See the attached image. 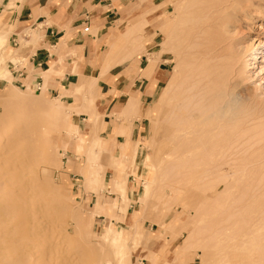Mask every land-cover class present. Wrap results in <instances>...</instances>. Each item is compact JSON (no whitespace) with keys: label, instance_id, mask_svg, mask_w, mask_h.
I'll use <instances>...</instances> for the list:
<instances>
[{"label":"bare ground","instance_id":"bare-ground-1","mask_svg":"<svg viewBox=\"0 0 264 264\" xmlns=\"http://www.w3.org/2000/svg\"><path fill=\"white\" fill-rule=\"evenodd\" d=\"M22 2L8 0L4 6L19 7ZM166 2L170 0H165L160 5ZM156 7L158 6L155 9ZM2 13L0 17L4 16ZM263 19L264 0H185L181 2L180 14L174 20L167 16L156 19L163 38L162 47L157 52L169 50L170 57H166L165 61L171 62L173 70L166 78L157 100L142 111L149 118L151 129V140H145L143 147L150 148L152 156L148 153L142 159V167L147 170V177L143 176L142 192L134 198L143 205L141 211H132L127 238L123 235V229L111 225L110 217L115 216L114 210L126 213L129 201L126 171L132 167L133 173L142 143H125L133 152V158L128 167L124 166L122 148L117 146L118 154H113L111 149L107 151V139L98 134L101 121L97 126L92 125L91 121L86 124L89 142L82 150L87 154L86 161L91 164L87 170L89 177L95 178L93 167L99 162L105 163L103 157L105 153L108 154L106 166L112 173L109 189L117 197L109 203L98 199L93 213L100 211L109 217L104 218L103 232L99 237L101 242L113 247L117 264H125L129 259L131 249L138 241L133 240L138 224H142L144 218L150 217L154 212L156 199L161 200V196L152 193L151 188L156 189L155 186L162 182L161 186L168 184L172 192L190 183L209 189L210 195H206L207 199H216L217 193L222 191L220 197L229 187L231 189L239 186L241 192L226 208L230 224L238 215L242 222L241 227L236 229V234L230 238L237 250L230 256L227 255L228 264H264V242L261 236L264 228V39L251 36L257 27L263 28L261 23L255 26L256 21ZM132 20L133 23L123 32L125 44L123 45L121 38L112 46V50L101 54L102 60H113L118 64L134 56L146 54V69L154 73L160 54L149 52L147 44L141 48L143 42L152 38L146 36V20L142 16H135ZM168 21L171 24L163 32ZM4 25L6 21L0 20V28ZM29 37L33 38L32 33ZM30 40L26 39L22 45L26 46ZM4 41V33L0 32V78L11 75L4 62L7 57L10 60L12 48L6 49L3 46ZM128 47L129 50L126 49ZM124 48L128 51L123 53ZM3 51H8L7 56L3 55ZM42 75L44 83L41 85L40 96L32 95L31 90H9L0 96V106H5L0 109V118L6 117L5 121L0 122V258L3 260L0 262L4 264H74L80 259L79 253L73 251L76 249L73 242L69 241L70 233L52 229L48 220H55V216L46 220V212L49 211L45 210L46 204L42 207L29 201L32 197L26 200L27 193L24 197V192L32 188L34 190L35 187L40 188L41 185L44 189L48 187L47 192L57 189L50 187L49 178H43L44 182L40 181L42 170L38 168L39 163L48 164L54 153L47 133L37 135L31 131L35 121L31 115L34 112H43L46 115L43 116L45 128L58 130L56 113L66 108L61 95L67 94L63 90L57 96H43L51 72L45 69ZM89 80V76L81 74L74 83L77 86ZM134 97L130 96L123 106L140 110V104ZM71 108L72 111L61 120L68 126L66 133L76 134L79 128L72 124L71 115L78 114V110L77 107ZM36 122L38 121L35 124ZM128 126H115L114 137L123 135ZM81 139L83 141L84 138ZM116 142L115 139V144ZM77 147L80 148V144ZM54 161L58 167L63 163L60 157ZM136 177L138 180L142 179L138 174ZM89 189L97 188L89 186ZM96 193L98 195V191ZM189 195L194 198V193ZM48 196L52 197L48 199L52 200L53 209L65 205L61 203L62 198L54 197V193ZM152 196L155 198L150 203L148 200ZM166 200L164 205L168 203ZM248 202L257 208L243 213L242 208ZM175 214L171 222L166 223L167 226L171 223L170 226L174 228ZM64 217L66 218L65 215ZM164 226L161 225L158 236L162 234V230L168 231ZM224 229L226 230L225 226L221 230L224 232ZM77 232L76 234H81L80 231ZM229 235L227 236L230 237ZM194 237L193 232H189L182 244L174 250L173 260L193 245Z\"/></svg>","mask_w":264,"mask_h":264},{"label":"rangeland","instance_id":"rangeland-1","mask_svg":"<svg viewBox=\"0 0 264 264\" xmlns=\"http://www.w3.org/2000/svg\"><path fill=\"white\" fill-rule=\"evenodd\" d=\"M7 1L8 0H2V2L0 3V14L3 12L2 14L4 16H5V12L7 11V8L4 6V3H6ZM137 1L138 3H140L142 0H137ZM179 1L180 0H170V2L168 3L166 2L165 4L160 5L163 6L161 11L155 13L153 16H150L149 18H145L142 16V18L146 20V23L144 25L146 36L147 37L152 36V38L150 39V43L148 45V48H150L149 52L152 53L155 52L156 55L157 53L160 54V58H158L157 65L160 68L159 71L163 73L162 75L163 80H161L162 82L157 87L154 95L144 105L143 110L148 108L151 104H153V102L157 100L158 94L160 93L162 87L164 86L166 78H168L171 75V72L173 70L171 62L165 61L166 57H170V54L168 52L169 50L168 51L165 50L166 52L165 51L157 52L162 47L163 38L161 33L159 32L156 19H161L164 16H167L168 18H170V20H174V18H177L181 11V2H184L185 0H181L180 2ZM175 3H176V7H175ZM160 6L158 5V7ZM154 9H150L148 13H150ZM148 13L145 12L144 16ZM4 16L0 17V20H5L6 17L4 18ZM132 23L133 20L131 19L126 24L123 30L115 29L112 39L107 42L108 49L106 50V52L112 50V46H114L117 42H119L121 38L123 41V45L125 44L123 38V32L126 29H128ZM260 23L262 24L263 28L257 27V29L254 30V33L253 32L251 33V36H253L255 39L258 38L264 39V19L261 21H256L255 26H258ZM170 24L171 23L169 21L166 23V27L163 30V32L169 27ZM29 30L30 29L24 30L22 34L18 36L19 46L10 47L8 46V39L11 36V34L15 32L14 28L7 24L0 28V32L4 33V38H5L3 46L6 49L12 48V51L10 52V56H9L12 62H16L18 59H21L22 57L25 58L27 54L31 52V47L34 46V43L38 39V34L34 30H30V31ZM31 33L33 38L32 37L28 38V36H30ZM23 34L26 36L22 37ZM26 39L27 40L31 39V40L30 42L28 41L26 46L22 45L25 43ZM139 41L142 42L140 39ZM146 44L147 42H143L141 48H143V46H145ZM126 49L129 50V47ZM126 49L125 48L122 49V52L128 51ZM6 52L8 51H3V55L7 56ZM104 52H105V47L101 50V54L103 55ZM102 55H100V57L98 58L101 61V66H100L101 70L98 77L89 76L90 77L89 81L81 82L77 86L75 85V83H72L69 86V88L66 90L67 95L65 94L61 95L62 100L65 102L66 108H64L63 111H61L62 114L61 112L56 113V118H57L56 127H58V130L52 131L49 127L45 128L43 116L46 117V115L43 114V112L42 113L34 112L32 115L30 114L32 116V120L35 119V121H38L36 122V124L34 120H33L34 122L31 119L29 120L33 122L32 123L33 125L31 124L33 126V127L31 126V131L34 132V134L36 133L37 135L42 133L48 134L49 141L51 144L50 146L51 149H53L52 153H54L52 154V158L50 159V161L52 160L51 162H49L48 164L39 163L40 165L38 166V168L44 172L43 173L42 171H40V181L44 182L45 179L43 178L46 179L49 178L51 185L50 187L57 189L48 191L49 192L48 193L46 190L48 187L47 188L45 187L46 189H44V187L41 185L40 188L35 187L34 190L32 188L29 189V191L27 190L28 192H24V197L27 193L26 200H29L28 197L30 198L32 197L31 198L32 200L30 199L29 201H32L37 205H41L42 207L44 206V204H46L45 207L47 209L45 210H49L46 212L47 213L46 220L50 219L51 217L54 218L55 216L54 218L55 220H51V219L48 220V223H50L54 231L56 230V232L58 231L61 232V230H65L70 233L69 241L73 242L74 246L76 247V249H74L73 251L79 253L80 256V259L76 260L74 264H112V263L117 264L116 257L114 256L115 254L112 249L113 247L107 245L106 243L104 244V242H101V238L99 237L100 234L103 232V228H104L103 224L105 220L104 218L108 216H106L104 212H100V211L93 213L94 204L98 199L109 203L117 197L116 193L114 191H110L109 189L111 182L110 177L112 173L110 169L107 168L106 166L108 154L107 153L104 154L105 157H103L104 158L103 160L105 163L99 162L93 167L95 178L89 177L87 170L88 167H91V164H89L86 161L87 154L82 150L85 147H87V144L89 142V141L87 142L88 135L86 133L87 130L86 124H88L89 121H91L92 125L94 124V126H97V124H100L101 121L102 126L100 127V129H98V134L104 137L105 140L107 139V146H106L107 151L111 149L113 154H118L117 146H120L122 148V158H123L124 166L128 167V165L131 163V160L133 158V152L126 146L125 143L128 141H132L133 143H135L136 141L142 143V146L138 149L137 157L135 160L136 166L133 170V173H131L132 167L128 168L126 171L127 182H128L127 196L129 195L128 196L129 201H128L126 213L122 214L121 211L114 210L115 216L110 217L112 221L111 225L115 226L117 229H123V235L126 238L128 237V234L130 232V227H129L130 216L133 214V212H138L139 210L141 211L143 205L142 202H136L134 198V196H137L142 192L143 188L141 182H143V176L147 177L146 175L147 170L142 167V159L143 156L148 153L151 154L150 156H152L151 149L143 147L145 140L146 141L151 140L150 120L149 118H146L143 115L144 112H142L141 110L130 109L126 105L123 106V104L119 108L115 109L112 113L110 112L99 113L100 111L98 112L96 110V108L100 107L99 97L102 96L96 84L97 80L100 77H102L109 68L119 64V63L115 64L113 60L103 61ZM139 56L140 55H137L130 59L134 63L139 58ZM8 60L9 59L7 57V59L4 62L6 68H7ZM147 65H148V60L146 58V64L141 70L142 71L141 75L149 79V84L147 87V90L149 91L150 89L151 90L153 89L157 80L153 78L154 73H150L146 69ZM46 69H49L51 72V77H49V79L53 77L59 79V75L61 74L60 65H57V63H51L50 66ZM49 79H47V81ZM152 79L154 80L153 82ZM151 83L152 85L150 86ZM9 90L13 92H17V91L27 92L28 90H31L32 95L33 94L35 96L41 95L39 90H33V88L29 89L26 87L21 88L17 86H7L5 89L0 90V96L4 93H8ZM42 95L47 97H52L55 96L56 93L45 91L44 93H42ZM134 98L137 99V102L140 104L138 97L136 96ZM2 107L5 106H0V109ZM71 107H75V108L77 107L78 113L84 112L88 115L86 121H80L81 127L78 133L76 134L66 133V129L68 128V126L65 123H63V121L61 120L72 111ZM105 115H107L105 117V120L108 122L107 124L106 121H103ZM5 119L6 117L0 118V122L5 121ZM135 119L138 120V122L135 125L136 135L134 136L135 140H131L129 134L131 131V124ZM39 121H43V123ZM110 122H111L112 130L108 135H106L104 129L106 128L105 126L110 124ZM118 125H124V126L129 125V126L128 128L125 129L124 134L120 136L122 137L121 142L119 144H117L116 142L115 144L116 137H114L115 136L114 129L115 126ZM81 137H83L85 140L83 139V141H81L82 140ZM78 144H80V148L77 147ZM103 152L106 151L103 150ZM59 157L63 163L58 167L56 166L54 160L58 159ZM137 174L142 176L141 180L137 179L136 177ZM161 184L159 185L161 186ZM159 185L155 186L156 189L152 187L151 191L154 194H159L161 196V200L156 199V205L153 207L154 212L151 213L150 217L144 218L142 224L141 223L138 224L137 231L133 239V240L138 239V241L137 244L133 246V248L131 249L129 259L125 261V264L128 263L129 264H228L229 258L227 255L229 254L230 256V254L234 253V251L237 250L235 249L236 247L233 245V242L230 238L231 236L236 234L237 232L236 229L241 227L242 222L240 221L238 215L233 220H236L237 218L238 219L234 222L232 220V223L230 224L229 223L230 221H228V209L226 208H228L227 206L231 203V200H233L235 196H237L238 193L241 192V188L238 186L239 189L238 187H232L230 189L229 187L226 190L227 192L225 191V193H223L222 196L219 197L220 193L222 192L221 191L220 193L216 194L217 195L216 199H211V198L207 199L206 195L208 196L210 195L209 194L210 192L208 191L209 189L208 190L203 189L200 186L198 187V185L195 186V184L193 183L184 185L182 186V188L175 189L176 192H172V189H170L169 185L166 183L162 185L163 187L162 186L160 187ZM89 186L90 187L95 186L97 189L96 190L89 189ZM129 188L134 189L133 195H130V193H128ZM97 191H98V195L96 193ZM51 192L55 194L54 197H57L58 199L62 198L64 202L62 201L61 203L62 204L65 203V205H63L64 207L63 206L61 208L56 207L57 209L59 208V210L57 209L55 210V208L54 209L52 208L53 207L51 204L52 200L48 199V198H52L48 196L50 194L52 195ZM31 193H33V195H31ZM190 193H194V196L192 195V197L194 198H191V196L189 195ZM41 195H43V197L46 196V198L45 197L43 198ZM154 198L152 196L151 199H149L148 201L151 203V201H154ZM164 198L168 200V203L166 204L167 206L164 205L165 202ZM189 198L194 200H191ZM217 200L218 202L215 203V201ZM193 202H195V204ZM105 204L106 203H104L103 205L105 206ZM50 208H52L51 214H50ZM256 208H257L256 206L253 207V204L251 203L249 204L248 202L247 204H244L242 208V212L244 213L248 210H255ZM220 212H222V214H219ZM57 214L59 215L58 217ZM174 214L176 217L175 220L177 224L176 222L173 221L175 226L174 228H172L170 226L171 223H169L168 226L166 223L171 222L170 220L172 219V216ZM64 215L66 216L68 221L66 220ZM154 223L156 225H153ZM61 225H63L64 227ZM161 225L162 226L165 225L164 227H166L168 231L165 232V230H162V234L158 236L160 234L159 231L161 230ZM224 226L226 227V230L224 229L223 232V230L221 229ZM227 227H229L228 229L230 231L231 230L234 231L230 232L227 229ZM77 231H80L81 234L80 235L76 234L78 233ZM191 231L195 236L194 237L195 240L193 239L192 241L193 245L189 246L187 249H185L183 253H181V255L183 256L179 254L178 258L173 260L174 250L182 244L185 237H187V235L189 234V232L191 233ZM225 232L227 233L225 234ZM153 233H155V236L152 235ZM172 233H176V235L175 234L172 235ZM221 233L224 235H222ZM263 233H264V228L261 231V236L263 237L262 242H264ZM227 235H229L230 237H228ZM99 242H101L102 244L101 243L99 244ZM75 243H77V245ZM262 244L264 246V243ZM21 247L23 248V245H21ZM0 264H4V263L0 262Z\"/></svg>","mask_w":264,"mask_h":264},{"label":"crops","instance_id":"crops-1","mask_svg":"<svg viewBox=\"0 0 264 264\" xmlns=\"http://www.w3.org/2000/svg\"><path fill=\"white\" fill-rule=\"evenodd\" d=\"M164 1L143 0L138 3L137 0H24L18 8H7L4 16L6 24L15 31L8 39V46H19L18 36L26 29L34 30L38 39L25 58L22 57L16 62L7 61L11 75L0 78V90L7 86H17L40 91L44 83L43 71L52 62L60 65L61 74L59 79L53 77L47 81L46 92L56 93L55 96L67 90L81 74L98 77L101 70V61L98 58L104 47L105 51L108 49L107 42L112 39L115 29L123 30L135 16L149 18L158 13L163 6L154 9L155 6ZM150 9L154 10L144 16ZM85 27H88L87 32H84ZM24 36L23 34L22 37ZM149 43L150 41L146 45L148 51ZM146 56L140 55L134 63L131 59L125 60L109 68L97 80L96 84L102 94L99 97L100 107L96 108L99 113H112L130 96L138 97L140 110L143 111L144 105L163 80V73L157 65L153 74L157 82L152 90H147L149 79L141 75ZM87 116L84 112L72 114L71 122L80 129V121H86ZM106 116L103 121H106ZM137 122L135 119L131 124V140H135ZM105 127L104 132L108 135L112 130L111 122ZM121 140L122 137H116L117 142ZM133 191L134 189L129 188L128 193L133 195ZM152 235L155 236V233Z\"/></svg>","mask_w":264,"mask_h":264},{"label":"built area","instance_id":"built-area-1","mask_svg":"<svg viewBox=\"0 0 264 264\" xmlns=\"http://www.w3.org/2000/svg\"><path fill=\"white\" fill-rule=\"evenodd\" d=\"M87 31H88V27H85V28H84V32H87Z\"/></svg>","mask_w":264,"mask_h":264}]
</instances>
